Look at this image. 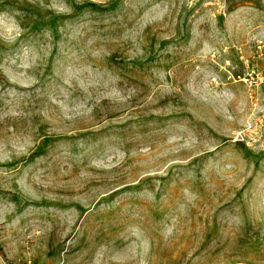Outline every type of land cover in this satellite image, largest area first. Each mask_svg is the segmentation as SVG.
<instances>
[{
	"label": "rangeland",
	"instance_id": "1",
	"mask_svg": "<svg viewBox=\"0 0 264 264\" xmlns=\"http://www.w3.org/2000/svg\"><path fill=\"white\" fill-rule=\"evenodd\" d=\"M0 264H264V0H0Z\"/></svg>",
	"mask_w": 264,
	"mask_h": 264
}]
</instances>
